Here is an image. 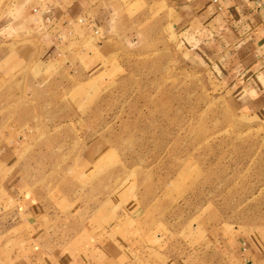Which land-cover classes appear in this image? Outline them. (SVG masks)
<instances>
[{"label": "rangeland", "instance_id": "rangeland-1", "mask_svg": "<svg viewBox=\"0 0 264 264\" xmlns=\"http://www.w3.org/2000/svg\"><path fill=\"white\" fill-rule=\"evenodd\" d=\"M95 10L99 34L73 46L46 28L8 45L0 238L24 196L44 243L94 263L264 264V115L162 3Z\"/></svg>", "mask_w": 264, "mask_h": 264}, {"label": "crops", "instance_id": "crops-1", "mask_svg": "<svg viewBox=\"0 0 264 264\" xmlns=\"http://www.w3.org/2000/svg\"><path fill=\"white\" fill-rule=\"evenodd\" d=\"M103 1L0 0V73L9 67L4 65L11 54L8 45L28 36L36 41L44 28L58 49L61 45L73 46L83 38L82 33L85 36L99 34L94 13ZM156 2L162 3L169 17L175 16L186 47L227 70L232 85L243 92L247 108L263 116L264 0ZM7 163L0 159V195L6 202L11 198L7 191L10 181L3 178L4 169L10 165ZM19 198L25 201L18 212L23 218L17 224L4 226L0 264H99L74 253L69 245L57 248L44 243L39 237L46 228L44 211H37V202L26 203L24 196ZM3 209L5 211L4 206ZM14 230L21 232L12 237ZM32 238L34 242H30Z\"/></svg>", "mask_w": 264, "mask_h": 264}]
</instances>
